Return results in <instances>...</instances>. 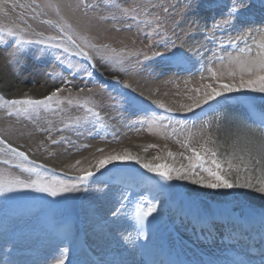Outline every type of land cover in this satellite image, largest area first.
Masks as SVG:
<instances>
[{"label": "rangeland", "instance_id": "rangeland-1", "mask_svg": "<svg viewBox=\"0 0 264 264\" xmlns=\"http://www.w3.org/2000/svg\"><path fill=\"white\" fill-rule=\"evenodd\" d=\"M0 27L17 34L0 33V59L11 52L18 60L0 69V97L24 99L38 88L39 100L60 89L62 101L27 112L0 101V180L76 186L57 196L35 188L0 194V264H123L137 220L159 237L150 219L163 224L164 202L174 216L197 219L246 207L236 205L232 188L193 183L211 178L199 167L193 175L188 157L192 149L204 155L201 146L215 151L226 175L229 162L208 140L215 128L240 127L264 140L239 103L244 95L264 111V92L241 88L196 106L208 85H239L250 78L242 66L264 59V0H0ZM18 37L31 43L17 44ZM124 151L139 162L117 160L97 170L101 157ZM205 159L213 167L210 152ZM144 163L166 164L187 178L163 180ZM88 170L94 175L78 183ZM121 179L154 192L131 198ZM156 196L159 203L143 201ZM64 225L74 228L66 238L56 232ZM82 235L95 257L77 246ZM239 254L236 264L256 263Z\"/></svg>", "mask_w": 264, "mask_h": 264}, {"label": "bare ground", "instance_id": "bare-ground-1", "mask_svg": "<svg viewBox=\"0 0 264 264\" xmlns=\"http://www.w3.org/2000/svg\"><path fill=\"white\" fill-rule=\"evenodd\" d=\"M5 56V61L0 59L1 71L4 69L3 67H7L10 64L14 65L15 63H17L16 61H18L16 58H12L13 55L11 52H7ZM3 76L4 75L1 73L0 79ZM23 91L24 89L21 92ZM42 94L43 93L41 89L35 88L30 91L27 97L31 96L30 98L38 99L34 97ZM21 96L22 95H19L18 98L22 99ZM39 98H42V96ZM204 118H207V115ZM213 128L214 127H212V129ZM261 133L264 134V132ZM208 140H214L216 142V144L214 145L215 150L219 152V156L220 158H222L223 161H231L233 167L230 168L228 166L229 164L226 166L227 168H229L226 176L230 181L236 182L238 180L240 184H245L249 180V178L251 179L252 187L232 188V190L238 194V196H236L234 199L236 201V205L240 204V202L242 201L244 202L243 205H246V207H240L241 210L239 209L237 218H240L242 222H245L253 211L264 212V192L257 191V189L261 186L257 181L264 180V150H261L260 147L261 144L264 143V140L259 137H256L255 139L254 137L247 136L246 133L240 127H231V125L229 127H226L222 124L219 128H215L213 130V133ZM257 161L260 162L257 163ZM236 205L234 204V206ZM162 211L168 216H172V210L165 204L162 206ZM200 228L203 229L204 227ZM143 229L145 231V228ZM128 230L130 231V229ZM231 231L233 233L235 232L234 230ZM130 234L133 236V239L127 240V251L125 255L122 256L123 264H144L147 260V253L149 249H152L153 251H160L161 254L167 251L169 252L170 250V247L168 246L170 240L172 239L170 238V236L165 239H162L163 243L160 245L157 244V242L154 240L155 238H152L151 235L143 236L134 232H130ZM192 235L195 238L196 246H188L185 243L183 244V242L181 241H178V243H182L188 249V251L192 252L194 258H196L197 260H205L210 264H220L224 261L223 256L217 251H215L214 248L208 249L207 246H202V243L198 240L199 237L196 236L194 233H192ZM197 253L204 254L206 258H200ZM175 254L174 256L177 257L178 260H176V263L173 262V264H193L191 260L192 258L190 257V259L189 257H183L181 251L176 252Z\"/></svg>", "mask_w": 264, "mask_h": 264}, {"label": "snow or ice", "instance_id": "snow-or-ice-1", "mask_svg": "<svg viewBox=\"0 0 264 264\" xmlns=\"http://www.w3.org/2000/svg\"><path fill=\"white\" fill-rule=\"evenodd\" d=\"M231 11H236V9L233 8ZM127 12L128 10H125V14H127ZM4 32H6L8 36L17 35L15 30L12 28L5 29L3 27H0V33H4ZM69 39L71 40V37H69ZM16 43L17 44L31 43V41H24L18 37L16 40ZM73 43L75 42L73 41ZM260 47L264 48V44L260 45ZM242 71H247L250 78L247 80H244L243 77H241L239 85L235 83H222L219 85V88H215V87H212L211 85H208V88L210 89V91L204 92L202 101L198 100L196 102V106H199L201 102L208 103L209 101L214 100L217 97L223 95L225 92L238 91L241 88H249L255 91L264 92V59H261L259 62H252L251 64L247 66H242ZM229 74L233 75L234 73H229ZM213 75H215V73H213ZM125 87H127V85H125ZM59 92H60V89H57L56 91H53L49 95L45 96L43 99H39V100L26 97L24 99H19V100L5 101L3 97H0V101H2L5 104L11 105V106H19L20 111L27 112L30 108L48 106L53 101L57 103H62V101L59 100ZM68 103H72V101L69 100ZM160 106L164 107L163 105H160ZM89 111H92V109H89ZM4 143L5 142L3 140H0V144H4ZM201 147L203 149L204 155H202L200 151H197L196 149H192L191 151L193 155L192 157H188L190 161V166L193 169L192 174L198 176V173H196L194 169L199 167L201 168L202 171L206 172L211 179L208 181H205L203 177H198V179L193 180V183H203L204 186L208 188L252 187L250 178L245 184H240L238 180L236 182H233V181H230L226 175H222L221 174L223 170L222 164L218 162L217 159H215L216 152L211 151L207 148H203V146ZM260 147H261V150H264V143H262ZM6 149L12 154H14L15 156L22 158V160L28 159L27 155L23 151H19L17 148H13L11 145H6ZM209 152L212 157L211 165L213 167L205 166V164L207 163L205 156ZM169 155H172V153H169ZM131 159H135L137 160V162H139L137 157L132 156L127 151H124L123 153L110 154V155L101 157L97 161L96 168L97 170L103 169L107 164H110L113 161L131 160ZM259 162L260 161H257V163ZM77 163H79V161H77ZM19 166L24 167L23 164ZM228 166L230 168L233 167V165L231 164V161H229ZM143 167L148 169V171L150 172H155L163 180L171 181L173 178L175 179L187 178L186 175L180 172V170L170 168L166 164L154 166L151 163H144ZM25 170L33 171L34 169L29 167V168H25ZM173 173H176L175 177L173 176ZM93 175L94 173L91 170H88L85 175L78 178V183L89 180ZM257 182L261 185L257 189V191L264 192V180H258ZM17 188H35L37 191L49 193L51 196H57L60 192L76 190L75 185H73L72 187L61 186L60 188H56L50 184H43L39 181L26 182L24 180L19 179L18 177L8 181L7 183L0 180V194H3L4 192H11ZM154 211H155L154 207L149 208L147 212L143 213V215L144 216L151 215V213ZM58 264H64L63 260H60Z\"/></svg>", "mask_w": 264, "mask_h": 264}]
</instances>
